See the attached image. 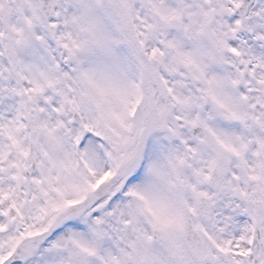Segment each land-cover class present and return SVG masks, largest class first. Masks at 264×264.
Wrapping results in <instances>:
<instances>
[{
    "label": "snow or ice",
    "instance_id": "snow-or-ice-1",
    "mask_svg": "<svg viewBox=\"0 0 264 264\" xmlns=\"http://www.w3.org/2000/svg\"><path fill=\"white\" fill-rule=\"evenodd\" d=\"M0 264H264V0H0Z\"/></svg>",
    "mask_w": 264,
    "mask_h": 264
}]
</instances>
